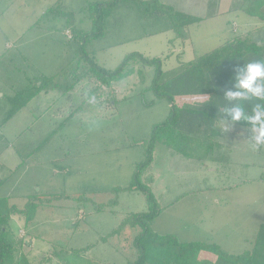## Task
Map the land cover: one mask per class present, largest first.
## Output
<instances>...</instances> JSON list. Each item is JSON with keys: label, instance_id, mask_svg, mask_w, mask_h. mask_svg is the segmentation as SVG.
<instances>
[{"label": "rangeland", "instance_id": "1", "mask_svg": "<svg viewBox=\"0 0 264 264\" xmlns=\"http://www.w3.org/2000/svg\"><path fill=\"white\" fill-rule=\"evenodd\" d=\"M108 1L113 0H0V212L40 205L28 226L19 215L11 224L16 257L24 255L31 264H127L137 255L138 232L125 221L149 212L147 194L116 190L133 182L145 143L171 106L150 89L154 67H135L143 80L135 73L110 87L91 73L82 77L90 67L85 61L76 66L82 53L74 30H93L97 4ZM119 2L115 9L105 7L93 30L102 35L84 48L108 70L139 52L161 58L170 72L225 44L227 30L234 32L228 41L264 36L259 18L241 15L240 26L249 19L253 24L243 32L236 25L226 28L224 19L201 18L204 12L186 19L172 6L175 13L155 7L147 15L136 3ZM52 7L60 12L46 14ZM205 35L209 39L201 43ZM190 36L196 41L182 52L177 43ZM47 80L61 87L36 92ZM220 127L218 146L202 148L200 155L158 143L139 183L158 204L153 233L240 254L254 248L264 225V145L253 147L251 128L234 124L226 130L223 122Z\"/></svg>", "mask_w": 264, "mask_h": 264}, {"label": "trees", "instance_id": "2", "mask_svg": "<svg viewBox=\"0 0 264 264\" xmlns=\"http://www.w3.org/2000/svg\"><path fill=\"white\" fill-rule=\"evenodd\" d=\"M120 0L108 1L104 4H97V12L93 16V28L96 21L101 22L105 7L115 9L121 3ZM136 3L139 10L147 15L152 14L155 7L166 8L170 12L175 10L172 6L163 4L158 0H122ZM250 5L244 9L249 16L256 17L264 21V0H249ZM106 4V6H105ZM59 7H52L46 14L59 13ZM158 10V11H159ZM186 25V24H185ZM104 27V26H103ZM93 29V30H94ZM77 32L74 30L75 39L78 40V67L85 61L89 65V71L83 72L82 77L91 73L104 86H112L118 81H122L138 73L144 79L142 70L137 71L135 67H154L155 74L150 89L158 99H166L171 106L170 116L166 121L154 126L150 141L145 143V160L137 166L134 180L128 188H118L116 191H136L141 190L147 194L150 205L149 212L134 214L125 223L138 232L134 239L137 250L135 259L127 264H209L204 260V256L213 258L212 264H264V225L259 229V234L254 243V248L240 254H231L224 251L218 244L204 242H179L174 236H161L153 233L151 224L158 217L159 209L154 195L148 187H143L139 183V178L153 161L155 146L159 143L170 148H176L179 153L200 155L202 148H216L218 141L223 136L220 127L221 115L226 106L233 107L237 103L245 108L246 114H253L252 107L257 104H264V101L249 97L247 101H226L223 97L225 90H235L233 87V68L237 64L243 65L250 62H264V36L263 38L250 41L248 39L236 38L218 47L214 51L196 57L195 59L181 63L170 72H165L162 67V59L159 57H149L139 52L130 53L125 56L120 65L114 70H108L101 66L96 60L94 53H88L84 48L93 39L99 38L102 33ZM102 30V29H101ZM181 36V32H178ZM177 37V36H176ZM169 57V56H167ZM78 68L75 70L77 72ZM73 72V74H75ZM57 81V80H56ZM47 83L50 87L47 88ZM37 84V83H36ZM60 83L54 80H47L41 83L35 91L50 90L60 88ZM19 94V93H18ZM39 94V93H36ZM34 96V95H33ZM32 97V96H31ZM17 99V97H16ZM31 99V98H30ZM23 105L14 109L16 113ZM230 120L231 118L228 117ZM238 126L251 128V125L241 120L235 123ZM185 143V149L184 145ZM188 147L191 150L188 152ZM39 204H29L26 210H20L16 206L0 212V264H31L29 259L20 255L16 257V244L11 232L12 219L15 215L24 218V225L28 226L32 216L39 209ZM121 227L114 231L118 234ZM21 246H24L21 244Z\"/></svg>", "mask_w": 264, "mask_h": 264}, {"label": "clouds", "instance_id": "3", "mask_svg": "<svg viewBox=\"0 0 264 264\" xmlns=\"http://www.w3.org/2000/svg\"><path fill=\"white\" fill-rule=\"evenodd\" d=\"M233 72L235 75L232 84L235 90L224 91L226 101H247L250 96L264 101V62L255 61L242 66L237 64ZM92 102H95V97ZM251 111L253 114H246L244 106L239 103L233 107L226 106L221 120L226 130H230L232 125L241 120L250 124L253 147L257 148L264 145V104H255Z\"/></svg>", "mask_w": 264, "mask_h": 264}, {"label": "crops", "instance_id": "4", "mask_svg": "<svg viewBox=\"0 0 264 264\" xmlns=\"http://www.w3.org/2000/svg\"><path fill=\"white\" fill-rule=\"evenodd\" d=\"M158 1L163 3V4L174 6L175 10H176V13L179 14V17H181V18L188 19L187 18L188 15H193L192 13H194V12L199 11L200 14H201V12H204L205 15H203V17H201V18H205L206 20L221 18V19H224L223 23L225 24L226 28H227V25H228V27L230 25L232 27L234 25H236L237 27H241L243 29V32L244 31L246 32L248 30L247 28H250L251 26H253L252 23H249V21H252L250 19H255V20L258 19L256 17H252V16H249L248 14H246L244 12L243 8L237 7L241 3H244V2L246 3L249 0H158ZM230 3L233 4V5L229 6L228 4H230ZM199 4L200 5L203 4V7H200ZM177 6H179V7H177ZM241 15L247 16V17L250 18L248 20V23H246L245 26H243V27L238 24ZM150 17H153V16H150ZM246 19H248V18H246ZM259 20H261V19H259ZM257 23L259 24L260 22L257 21L256 24ZM185 26H187V28L188 27H192V23H189L188 25H185ZM233 29H234V27H233ZM227 32H229L228 36L226 35V33H223V34H224L225 38H227V41H228L229 39L234 37L233 36L234 32H231V31H228V30H227ZM154 33L157 34L158 32H154ZM213 33H215V32H213ZM198 38H200V37H198ZM194 39L196 41V38H193V37L190 36V37H187L186 40L180 41L177 44H179L180 49L182 48L183 49L182 52H184V50L186 49L187 46H189V47H190V45L193 46ZM208 39H209V37L206 38V35H205L203 40H199V39L198 40L201 43H204ZM170 44L172 45V43H170ZM170 44H169L168 50H171L170 49V46H171ZM170 52L171 53L168 54V56L174 54L173 51H170Z\"/></svg>", "mask_w": 264, "mask_h": 264}]
</instances>
